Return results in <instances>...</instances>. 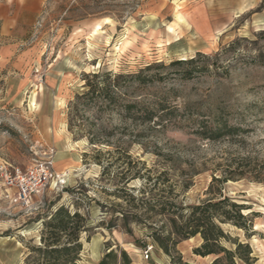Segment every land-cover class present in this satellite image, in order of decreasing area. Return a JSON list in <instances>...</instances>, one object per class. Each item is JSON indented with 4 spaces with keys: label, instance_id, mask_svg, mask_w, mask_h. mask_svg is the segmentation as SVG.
<instances>
[{
    "label": "rangeland",
    "instance_id": "obj_1",
    "mask_svg": "<svg viewBox=\"0 0 264 264\" xmlns=\"http://www.w3.org/2000/svg\"><path fill=\"white\" fill-rule=\"evenodd\" d=\"M12 37L0 36V46L20 50L0 52V165L27 168L54 148L66 184L53 180L21 206L5 196L0 177V264H24L29 246L40 243L43 220L74 201L91 228L80 264L97 263L109 246L126 250L132 264H172L142 224L102 225L121 217L113 208L121 200L107 192L139 167L154 176L168 170L184 207L207 199L214 177L229 178L222 193L257 215L250 236L224 228L248 241L256 264H264V181L255 179H264V0H49L38 20ZM109 71L122 75L119 106L72 110L86 77ZM138 73L145 83L131 77ZM136 101L155 112L154 122H143L139 108L123 111ZM70 118L76 132L107 136L111 146H97L102 163L88 137L69 130ZM220 123L238 129L206 137ZM142 184L137 178L128 186L138 193ZM201 243L196 236L178 244L184 261L213 259L194 253Z\"/></svg>",
    "mask_w": 264,
    "mask_h": 264
},
{
    "label": "trees",
    "instance_id": "obj_2",
    "mask_svg": "<svg viewBox=\"0 0 264 264\" xmlns=\"http://www.w3.org/2000/svg\"><path fill=\"white\" fill-rule=\"evenodd\" d=\"M194 62L195 58H191L173 62L172 65ZM113 76H115L114 79ZM121 76V74L114 75L111 71L97 72L87 76L85 84L87 90L76 96L71 102V109L79 111L82 106V109L87 111L91 106H96L99 110L118 107L121 99L126 95L118 83ZM131 77L138 79L141 83L146 82V78H142L141 73ZM122 107L128 114L139 108L140 119L143 122L155 121V112L146 107L142 101L124 104ZM68 123L71 132L82 138L88 137L89 143L95 146L96 160L102 163L97 146L101 144L111 146L107 136L76 132L71 118ZM226 129L228 133H231L230 131L238 128L222 126L220 123L211 128L206 137L216 139ZM198 131L205 133L202 130ZM108 152L111 153V151ZM108 167L104 166L103 175L107 173ZM130 171L128 169L122 175L120 188L111 192L105 191L121 200L113 207L121 217L110 222L103 220L102 225L112 229L118 225L116 221L120 219L125 225L142 224L149 229L148 236L171 257L172 264H194L184 261L177 246L181 241L196 236H200L202 243L194 249V253L202 257L213 256L208 264H256L258 258L251 244L248 241H242L238 236L231 235L224 228V225H230L245 231L247 236H250L249 232L253 229L254 218L257 215L256 212H246L249 207L222 193V185L229 178L214 177L206 192L209 197L198 204L184 207L178 201V194L174 192L175 187L169 184L171 175L168 170H163L155 176L151 174V169L147 170L148 173H142L141 167L131 174H129ZM137 178H140L143 184L138 193H135V189L130 188L128 184ZM255 179L264 181L260 176H256ZM167 184H169L168 190L165 189L166 187L162 188V185L167 186ZM73 204V209L62 205L43 220L40 243L29 246L24 264H80L84 250L82 237L84 233L90 232L91 228L88 215L81 211V203L74 201ZM118 207L119 210H117ZM132 262L126 250L119 246L116 248L109 246L107 252L95 264H132Z\"/></svg>",
    "mask_w": 264,
    "mask_h": 264
},
{
    "label": "built area",
    "instance_id": "obj_3",
    "mask_svg": "<svg viewBox=\"0 0 264 264\" xmlns=\"http://www.w3.org/2000/svg\"><path fill=\"white\" fill-rule=\"evenodd\" d=\"M0 177L5 187V196L21 206H28L33 197L42 193L53 180H57L62 186L66 184L64 176L55 170L54 148L49 149L44 160L36 161L27 168L8 162L1 164ZM151 249V246L145 249L146 258H149Z\"/></svg>",
    "mask_w": 264,
    "mask_h": 264
},
{
    "label": "crops",
    "instance_id": "obj_4",
    "mask_svg": "<svg viewBox=\"0 0 264 264\" xmlns=\"http://www.w3.org/2000/svg\"><path fill=\"white\" fill-rule=\"evenodd\" d=\"M49 0H0V36L7 39L24 26L33 25ZM15 44L0 46V52H20ZM22 52H30L23 50Z\"/></svg>",
    "mask_w": 264,
    "mask_h": 264
},
{
    "label": "bare ground",
    "instance_id": "obj_5",
    "mask_svg": "<svg viewBox=\"0 0 264 264\" xmlns=\"http://www.w3.org/2000/svg\"><path fill=\"white\" fill-rule=\"evenodd\" d=\"M263 227V226H262Z\"/></svg>",
    "mask_w": 264,
    "mask_h": 264
}]
</instances>
